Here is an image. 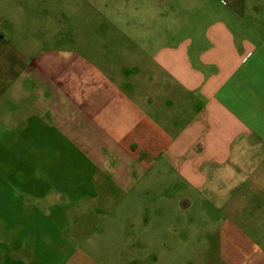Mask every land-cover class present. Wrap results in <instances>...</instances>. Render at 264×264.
<instances>
[{"label": "crops", "instance_id": "crops-1", "mask_svg": "<svg viewBox=\"0 0 264 264\" xmlns=\"http://www.w3.org/2000/svg\"><path fill=\"white\" fill-rule=\"evenodd\" d=\"M225 1L156 39L141 37L144 19L124 28L58 10L60 41L41 0H0L22 15L15 32L0 24V264H107L70 246V207L146 189L162 171L264 191V8L251 13L264 0ZM246 212L207 236L216 260L264 264V213Z\"/></svg>", "mask_w": 264, "mask_h": 264}, {"label": "rangeland", "instance_id": "rangeland-1", "mask_svg": "<svg viewBox=\"0 0 264 264\" xmlns=\"http://www.w3.org/2000/svg\"><path fill=\"white\" fill-rule=\"evenodd\" d=\"M41 3L43 11L37 16L43 23L60 25L56 32L60 39L66 36V30L61 29L66 16L57 14L58 10L71 12L84 6L91 9L92 21L119 23L124 28L128 22L132 26L138 19H144L150 22V26L148 31L139 32L141 37L150 38L153 34L152 38H155L166 31L177 32L180 23H194L195 13L203 6L226 5L225 0H41ZM257 5L259 12L251 11L252 14L258 15L263 10L262 3ZM3 13L0 12V24L6 23L12 30L13 27L16 29L22 15L13 12L12 15L9 11L7 15ZM72 17L79 19L76 14ZM147 180L145 185L148 188L118 190L112 197H105L102 204L72 205L70 213L74 215V232L71 233L70 246L91 249L94 256H100L107 264H190L189 261L194 259V263L198 260L202 261L201 264H211L213 260L224 264L215 259L214 251L206 245L209 233L220 230L227 216L241 225L245 210L246 213L251 210L264 213L263 190L243 189L230 195L226 189H213L211 184L203 189L194 188L182 183L177 173L168 174L166 171ZM178 182H181L180 187L174 185ZM168 185L170 189H164ZM247 193L250 197L246 196ZM132 194L138 197L135 199ZM182 196L190 198L191 204L180 207L178 199ZM250 198L255 199V203L247 206ZM207 256L212 259L209 261Z\"/></svg>", "mask_w": 264, "mask_h": 264}]
</instances>
